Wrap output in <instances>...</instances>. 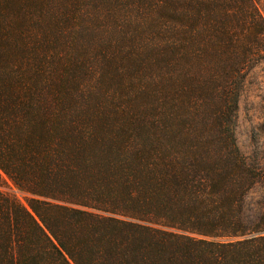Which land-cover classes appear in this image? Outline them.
I'll list each match as a JSON object with an SVG mask.
<instances>
[{
    "label": "trees",
    "instance_id": "16d2710c",
    "mask_svg": "<svg viewBox=\"0 0 264 264\" xmlns=\"http://www.w3.org/2000/svg\"><path fill=\"white\" fill-rule=\"evenodd\" d=\"M262 1L0 0V264H264Z\"/></svg>",
    "mask_w": 264,
    "mask_h": 264
},
{
    "label": "rangeland",
    "instance_id": "374dc122",
    "mask_svg": "<svg viewBox=\"0 0 264 264\" xmlns=\"http://www.w3.org/2000/svg\"><path fill=\"white\" fill-rule=\"evenodd\" d=\"M264 15V0L260 4ZM236 138L242 154L252 163L264 164V62L248 75L238 104ZM24 201L11 183L3 189ZM258 194L251 198L257 200Z\"/></svg>",
    "mask_w": 264,
    "mask_h": 264
}]
</instances>
